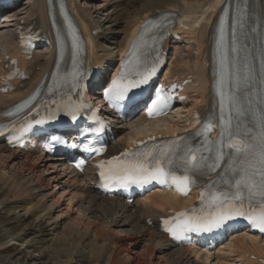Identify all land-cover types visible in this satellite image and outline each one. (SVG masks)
<instances>
[{
  "label": "bare ground",
  "instance_id": "bare-ground-1",
  "mask_svg": "<svg viewBox=\"0 0 264 264\" xmlns=\"http://www.w3.org/2000/svg\"><path fill=\"white\" fill-rule=\"evenodd\" d=\"M71 1L74 2L71 4V7L74 8L77 16L80 17L83 28L85 30L87 29L89 34L90 32H96L95 36L90 35V38H87V40H91L90 48L87 50L89 58H94L99 64H102L104 60H115L120 54L126 52L139 26L147 17H155L158 12H179L181 17L180 22L185 24L188 29L183 32L176 31V33L179 34L183 42H188V44L193 45L195 52L192 53L193 49L191 46H188L189 48L186 53L176 46L172 53L174 60L171 62V70H174L173 75H176L175 73L180 75L195 73L202 79L200 67L202 61L207 57L209 45L214 37V30L221 9L218 10L213 22L210 24L213 14L212 11L216 10V8L221 6L226 0H118L114 8L112 7L113 10L110 16L105 19L101 18L98 22H94L90 18V15H92V12H90L91 7L82 10V8L79 7V3L81 6L80 0ZM86 2L90 3V0H83V5L86 4ZM109 3V0L106 1V5ZM232 3L233 0H230V6ZM241 6L243 5L241 4ZM246 7L248 16L247 30H251V28L255 26V20L252 18V15H257L256 21L260 28L264 29V0H247ZM1 19V24L7 23V26L0 27L1 50L11 49L13 46V39L10 36V31L13 28L12 26L17 25L21 20L32 22L38 19L45 30L48 33L50 31L46 12V0H33L32 4H29L23 9L22 13L13 10ZM230 21L231 19L229 18V25ZM5 28L11 29L7 30ZM4 34H6V36L1 37ZM178 42L174 41L173 44L176 45ZM41 54L42 57L40 56ZM53 61L54 54L52 51H46L38 55L35 53L33 60L30 62L32 67L29 68L28 71L30 80L23 83V88H18L13 95L0 96V109L11 106L17 99L24 97L34 88L36 83L51 71ZM194 89V87L190 88L189 92L191 94H199L200 99L193 100L189 104L190 107H196L195 105L204 101L207 96L205 83L202 84L199 82L197 88ZM179 113L180 112L176 111V118H183L180 117ZM156 123H149L151 127L148 126L152 130H147V132L143 133H138V131L136 132L134 129L131 131H127L128 129H126L127 126L132 127L130 125L139 127L141 124H145V122L139 119H134L130 124L125 125V131L120 132L117 141L113 145V153L121 151L124 147L128 146L132 139H142L146 135H149V132L171 134L177 127L182 126L183 119L181 122L171 117L164 120L163 125L158 122ZM126 131L127 133H125ZM30 156H33V162L36 164L48 163L50 166L52 165V167L48 166L49 168L44 172H48L51 168L55 169L56 167L64 166L62 172L66 180L61 182V186H63L64 190L61 192L59 198L64 197L65 193L70 195L67 201V210L70 207V202L73 199H77L78 206L76 208H78V216H81V218L77 217L79 219L73 223V226L68 230L69 232H63L62 236L57 239L62 242V245H66L68 242L72 243L70 247L62 248L58 251L59 255L65 254L68 259L71 258L70 260H72V258L78 260L84 259L89 263L90 261L100 260L106 264H205L199 262V259L205 257V261L207 262L212 258L214 264H224L223 260L226 251L234 257L230 258L232 259V263H234V259H236L238 264H254L253 260L246 258V256H254L258 262L257 264H260V260H264V241L261 242L259 239L246 236L243 232L233 236L227 245H221V247L217 248L216 252L209 253L193 247L180 248L172 245L164 235L156 230V228H152L146 224L147 220L155 223L156 220L163 215V212L168 209L189 205V201H184L170 193L162 192H153L144 200L136 201L132 205H128L122 199L118 198H103L96 195L94 190L91 189L89 178L86 176L79 177L77 175H72L65 164H60L57 161L45 160L42 156L32 155L30 153L8 150L6 147L0 145V162L6 160L9 164L13 162L15 164L14 169L19 170L17 177H21L24 183L27 180L26 177H23V173L27 170L28 175L30 173L28 167L30 164ZM54 160H56V158ZM62 161L65 163L64 160ZM5 168H7V166H5ZM57 176L58 175L54 177L52 183L56 182ZM58 180H61L60 177ZM23 182H20L17 186L19 190L16 198H14V201L11 203V205L14 206L12 210L15 213H22L24 217H31L32 210L28 206L29 202L27 203V199H24L23 196L38 188L32 186L33 181L31 177H29L26 184H22ZM29 182L30 184H28ZM39 184L42 183L39 182ZM27 187H29V190H25L23 195L22 189H26ZM42 196L43 194L39 193V197ZM21 197H23V199ZM17 201H20L21 204ZM51 205L53 206L52 203ZM52 206L50 207L52 208ZM37 214V222L40 221L41 223L46 215L42 216L41 211L37 212ZM62 230L67 231L64 229ZM114 230H117L118 234H122L118 236L115 234ZM69 234L74 235L72 241L68 239ZM63 235L66 238H63ZM124 239L132 241L135 245L141 246V248H143L142 250L146 252L145 255L141 252L133 256L130 255L132 252L124 253L125 249L121 244ZM18 240L19 238L16 237L15 240L12 241L17 242ZM9 242L11 241L9 240L8 243ZM153 252L158 254V257L154 256V258H152ZM147 256L151 258V261L146 260ZM193 256H195V260H192ZM227 259V261L230 260L229 258Z\"/></svg>",
  "mask_w": 264,
  "mask_h": 264
},
{
  "label": "snow or ice",
  "instance_id": "snow-or-ice-1",
  "mask_svg": "<svg viewBox=\"0 0 264 264\" xmlns=\"http://www.w3.org/2000/svg\"><path fill=\"white\" fill-rule=\"evenodd\" d=\"M222 12L214 85L219 97L218 139L212 142L207 138V133L216 126L209 121L193 134L204 136L202 144L195 147L188 137H176L150 148L147 144L143 149L134 146L121 153L120 157H112L97 165L105 188H127L133 184L143 186L156 182L187 195L192 187H202L199 209L180 212L172 220L164 221L165 230L178 240L183 239L187 232H212L237 218L244 219L252 229L264 234V50L260 53V72L257 74L247 46L241 42V37L246 38L247 32L246 3L241 6L238 2L235 7L231 18L230 45L226 39L229 7H224ZM251 31L255 32L256 28L252 27ZM74 48H79V45L74 44ZM156 71L155 65L149 68L138 59L134 67L125 63L104 89V99L114 108L121 107L130 99L129 94L148 84ZM71 77L73 88L82 89L80 81L86 79L85 75L74 67ZM169 105L170 97L161 95L158 90L147 114L149 117L163 114ZM69 111L75 118L72 106H69ZM29 127L30 124L21 131H27ZM5 130L0 129V135ZM83 150L97 154L104 151L89 145H84ZM209 173H217L216 178L207 184H199L198 179ZM221 185L227 186V190H221Z\"/></svg>",
  "mask_w": 264,
  "mask_h": 264
},
{
  "label": "rangeland",
  "instance_id": "rangeland-1",
  "mask_svg": "<svg viewBox=\"0 0 264 264\" xmlns=\"http://www.w3.org/2000/svg\"><path fill=\"white\" fill-rule=\"evenodd\" d=\"M82 1L83 0L79 1L81 2V6L79 3V7H81L82 10H86L87 8L91 7L90 12H92V15H90V18L94 22H98V20L101 18L105 19L106 17L110 16L111 11L118 0H109L110 3L108 5H106V1L108 0H90V3L86 2L84 5ZM31 2V0H21L14 10L22 13L23 9L31 4ZM3 26L5 25L1 24L0 21V27ZM179 48H181L184 53H186L188 50L187 44H180ZM191 48H193V46H191ZM43 52L44 51L42 50H38L37 55ZM192 53H194V51H192ZM40 56L42 57V54ZM174 119L181 121L180 118ZM159 124L163 125V123ZM148 125L150 126L151 124H141L139 127L130 125L132 127L127 126L126 129H128L127 131L134 129L136 132L138 131V133H143L147 132V130H152L150 128L151 126L149 127ZM121 131H125V127L123 130H119V133ZM127 131L125 133H127ZM32 157L30 156V164L28 166L30 169L29 175L27 172L28 170L23 173V177H26L27 181L29 177H31V180L33 181L32 186L38 188L33 192L23 196L24 199H27V203L29 202L28 206L32 210L31 217H24L22 213H15L12 210L14 206L11 205V203L14 201L13 199L16 198L17 192L19 190L17 186L23 181L21 180V177H17L19 170L14 169L15 164L13 162L10 164L7 160L0 162V264H106L100 260L92 262L90 261V263L84 259L78 260L76 258H72V260H70L71 258L68 259L65 254H58L60 249L70 247L72 245V243L69 242L66 243V245H62V242L58 241L57 239L62 236L63 232L68 233V230L73 226V223H75L77 219L81 218V216H78V208H76L78 206L77 199H73L71 201L72 205L70 202V207L67 210V201L70 195L65 193L64 197L59 198L61 196V192L64 190L63 186H61V182L66 180L63 177V166L58 168L56 167L55 169L51 168L48 170V172H44L49 167H52V165L50 166L48 163L36 164L33 162ZM50 161L55 162V160ZM5 166H7V168H5ZM56 175H58L56 182L52 183V180ZM59 177L61 180H58ZM27 181L25 183L23 182L22 184H26ZM39 182L42 184H39ZM28 184H30V182ZM25 190H29V187L22 189L23 195ZM39 193H42L44 197H39ZM23 197L21 198L23 199ZM17 202L20 203V201ZM50 206H52V208ZM40 211L42 216L46 215L42 219L41 223L40 221L37 222L36 218L38 215L37 212ZM62 229L67 231H63ZM114 232L118 236L122 234H118L117 230H114ZM73 236V234H69L68 239L72 241ZM16 237L19 238V240L17 242L12 241L15 240ZM64 237L65 236L63 235V238ZM9 240L11 242L8 243ZM121 244L125 249L124 253L132 252V254H130L132 256L135 254H140V252L144 255L146 253L144 250H142L143 248H141V246L135 245L132 241H127L124 239L122 240ZM226 253L223 260L224 264L225 262L226 264H231L232 259L230 258L234 257H232L228 251H226ZM154 256L158 257V254L153 252L152 258H154ZM226 257L230 260L227 261L228 259ZM146 258L147 261H151L150 257V259L148 256ZM192 260H195V256H193ZM199 262L205 264H214V262H212V258L207 262L205 261V257L199 259ZM253 263L257 264L258 262L254 260ZM232 264H238L236 259H234V263Z\"/></svg>",
  "mask_w": 264,
  "mask_h": 264
}]
</instances>
